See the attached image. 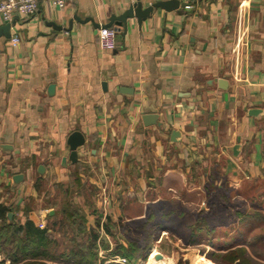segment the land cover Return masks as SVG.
<instances>
[{"label": "crops", "instance_id": "1", "mask_svg": "<svg viewBox=\"0 0 264 264\" xmlns=\"http://www.w3.org/2000/svg\"><path fill=\"white\" fill-rule=\"evenodd\" d=\"M136 1L74 0L62 10L43 2L31 18L16 15L17 48L0 36L2 202L37 206L53 193L45 182H80L83 203L84 185L98 193L101 218L136 222L196 201L195 182L249 200L248 189L264 185V0H180L188 7L155 10L142 26L129 20L112 51L92 22L75 20L104 26ZM146 114L157 123L145 126ZM74 132L86 141L76 164ZM39 210L30 213L36 225Z\"/></svg>", "mask_w": 264, "mask_h": 264}, {"label": "rangeland", "instance_id": "2", "mask_svg": "<svg viewBox=\"0 0 264 264\" xmlns=\"http://www.w3.org/2000/svg\"><path fill=\"white\" fill-rule=\"evenodd\" d=\"M45 183H47V191L50 192V190H52V195L46 193L47 197L46 195L43 196V201L37 202V206L36 203L34 205L33 201L30 202L29 205L33 209L35 207H38V209L40 208V212H37V215L40 216V214H42V219H40V222L36 217L34 219L37 223L39 222L37 226L41 228L50 227L58 229L60 222L65 221V225L60 229L67 231L64 237H61L57 231H54L60 251L71 248V242L69 241L74 237L75 233L72 231L73 226L66 222L70 220L71 216L76 218L75 229L78 228L77 226L80 222L82 223V217H84L87 222L85 227L90 229L94 228L96 221H101L102 227L106 223L109 224L108 218L104 219L103 212H100L101 218L99 216V211H97L94 206L98 193L93 187L89 189V185L86 184L87 187L84 185L83 193L86 202L83 203V200L79 197L81 195L79 191V187L81 186L80 182L79 184L77 182H71L68 185H58L56 182ZM195 186L198 190L196 192L200 193L196 196V201L192 200L193 202L188 205L171 206L172 209H180L181 211L179 213L184 214V218L183 216H180L181 218H177L178 216L174 218L172 226L174 232H164L163 230H156V232H154L153 228V242L147 259L139 260L136 264H145L153 249H156L158 253L164 256L162 260H172L173 258L175 264H199L200 261L198 259H200V257H202L207 264H216L210 259L209 255L211 252L222 253L240 247H246L248 252L252 254L255 259L264 262V185H259L258 187L251 186L252 188L249 189L248 187L244 188V192L248 189L249 195L253 197L251 200L247 199L244 195L235 196L232 194L235 192L233 189L219 188V182H195ZM42 190L45 192L46 189L42 188ZM76 197L79 200H77ZM163 199L169 200L166 196H164ZM102 201L104 200L102 199ZM165 204L166 202L164 205ZM87 206H89V208ZM48 207L54 208L52 209L54 214H56L54 219H51V212L47 210ZM105 207L106 204L103 202V208L105 209ZM157 208L160 207L154 209ZM165 208H168V204ZM14 209H17V218H21V210H23V208L19 210V208L14 207ZM31 212L32 211H30V213ZM43 219L47 220V225L43 223ZM146 219L136 221L137 226L132 227L133 230L138 228L139 224ZM202 220L204 221L201 226L206 227V225H208L210 234L206 232L199 234L195 233L197 242L191 243L189 241L191 238L190 233L193 229L199 227L197 222L201 223ZM119 221L121 220L113 222L119 224ZM132 222L134 223L135 221ZM55 223L57 226L54 225ZM122 223L129 224L130 222L127 223L126 221H122ZM69 226L71 227L69 228ZM120 229L119 226L112 228L116 238H106L104 236V230L101 231L103 233V241L110 244L111 247L109 251L103 249V244L102 247L100 245L99 248V259L105 261L106 264H121V261L125 259L122 257L114 258L113 256L108 258V255H110L115 248L116 239L120 238L121 242H124L123 234ZM95 232H97V230H95ZM129 235L130 237H134L136 233L131 232ZM100 241L101 239L99 240V244ZM206 263L201 262L200 264ZM0 264H3L1 262V257ZM6 264H9V262ZM122 264H129V262L126 260V262Z\"/></svg>", "mask_w": 264, "mask_h": 264}, {"label": "trees", "instance_id": "3", "mask_svg": "<svg viewBox=\"0 0 264 264\" xmlns=\"http://www.w3.org/2000/svg\"><path fill=\"white\" fill-rule=\"evenodd\" d=\"M77 183L79 184V182ZM29 201L31 202L32 199ZM31 209L30 205L26 204L23 210L19 209L22 213L21 218H17V209H14L11 204L2 202L0 199V257L3 264L7 262L9 264H106L105 261L99 259V248L103 244V249L109 251L111 247L110 244L103 241V233L101 231L104 230L106 238H116L115 232L112 230L116 226L121 228L120 231L123 234L124 242H121L120 238L116 239L115 248L108 255V258H111V256L114 258L122 257L129 264H136L139 260L147 259L152 247V237L156 230L165 229L163 231L174 232V229L172 230L174 218L177 216V218H181L180 216L184 218V214L179 213L180 209L167 208L168 210H165L162 217H158L156 210L152 211L150 216L140 223L135 230L132 227L137 226L136 222L123 224L122 221H119V224H117L112 220L110 221V219H108L109 224L106 223L103 227L101 221H96L94 228L90 229L85 227L87 222L84 217L81 218L82 223L80 222L77 226L78 228L75 229L76 218L71 216L70 220L66 221L73 226L72 231L75 233L74 237L69 241L71 242V248L60 251L54 231L64 237L67 231L60 229L65 225V221L60 222L58 229L41 228L30 219L29 213ZM9 214L13 215L12 219L9 218ZM55 216L56 214L51 216V219H54ZM203 221L201 223L197 222L199 227L193 229L190 233L191 238L189 241L191 243L197 242L195 233L206 232L210 234L208 225L206 227L201 226ZM54 225L57 226L56 223ZM131 232L136 233V236L130 237L129 234ZM209 256L216 264H264L263 261L255 259L246 247L222 253L211 252Z\"/></svg>", "mask_w": 264, "mask_h": 264}, {"label": "water", "instance_id": "4", "mask_svg": "<svg viewBox=\"0 0 264 264\" xmlns=\"http://www.w3.org/2000/svg\"><path fill=\"white\" fill-rule=\"evenodd\" d=\"M187 5L182 4L180 0H168V1H160L157 3H143L141 0H137L131 6L120 16H112L110 23L104 26H101L99 24H96L92 18H87L85 20L79 19L77 16L75 17V20L78 22L82 23H87V22H92L94 27L96 29H101V28H114L118 34L122 33V36H125L127 30H128V21L129 20H136L139 26H142L143 22L146 20L150 19L152 14L154 13L155 10H164L166 12H173L177 11L180 8H186ZM14 25V22L12 24H6L0 27V36H5L6 38H11V27ZM50 27H53L56 30H62L60 26H57L54 22L48 23ZM123 29V32H122ZM223 84H226L225 81H221ZM221 82H219L221 84ZM222 84V88L223 87ZM105 87L106 84H103ZM54 90V86H52L49 90L51 91ZM262 110L259 109H251L249 112V115L252 117H256L258 114L261 113ZM158 115L155 114H146L143 116V123L145 126H151L157 123L158 120ZM180 137V133L178 131H174L172 133V141L176 142L177 139ZM85 137L81 132H74L72 133L67 141V145L70 149V156H69V161L72 164H76L78 161V150L85 145ZM9 147L3 146V150L8 149ZM64 163L66 162V159L63 161ZM43 169V167H40V170ZM39 170V172H41ZM23 175H16L14 177V183L19 184L23 181ZM13 215L9 214V218L12 219ZM164 258V256L160 253H158L155 256V259L157 261H160Z\"/></svg>", "mask_w": 264, "mask_h": 264}, {"label": "built area", "instance_id": "5", "mask_svg": "<svg viewBox=\"0 0 264 264\" xmlns=\"http://www.w3.org/2000/svg\"><path fill=\"white\" fill-rule=\"evenodd\" d=\"M72 1L74 0H0V27L12 24L17 14H21L26 18L33 17L37 13L39 5L43 2L62 10ZM117 37L118 33L114 28H101L98 31V44L101 49L112 51L116 48ZM20 42L21 38L18 34L11 37L13 47L17 48ZM121 262L125 263L126 260L124 259Z\"/></svg>", "mask_w": 264, "mask_h": 264}, {"label": "bare ground", "instance_id": "6", "mask_svg": "<svg viewBox=\"0 0 264 264\" xmlns=\"http://www.w3.org/2000/svg\"><path fill=\"white\" fill-rule=\"evenodd\" d=\"M157 254H158V251L156 249H153L148 261L145 264H175V261H173V258H172V260L171 259H164L162 261H156L155 256ZM198 260L200 261V263L201 262L206 263V261L202 257H200V259H198Z\"/></svg>", "mask_w": 264, "mask_h": 264}]
</instances>
